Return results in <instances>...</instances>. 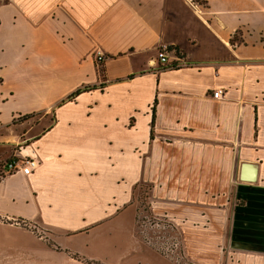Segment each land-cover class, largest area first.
<instances>
[{"label": "crops", "instance_id": "obj_1", "mask_svg": "<svg viewBox=\"0 0 264 264\" xmlns=\"http://www.w3.org/2000/svg\"><path fill=\"white\" fill-rule=\"evenodd\" d=\"M195 1L0 0V264H264V0Z\"/></svg>", "mask_w": 264, "mask_h": 264}, {"label": "rangeland", "instance_id": "obj_2", "mask_svg": "<svg viewBox=\"0 0 264 264\" xmlns=\"http://www.w3.org/2000/svg\"><path fill=\"white\" fill-rule=\"evenodd\" d=\"M103 68L99 67V73L103 74ZM144 206V205H143ZM145 207V206H144ZM140 227L146 228V239H149L152 244L158 248L163 254L173 257V259L178 260V264H187L185 259L182 258L179 252V246L176 247V243H179L177 240L171 242L170 235L167 232L166 228L161 224H158L157 221L146 219V222L143 224V220L139 218ZM149 232V233H148ZM151 234V235H150ZM177 239V238H176ZM171 247L174 248V251L171 252ZM177 251V252H176Z\"/></svg>", "mask_w": 264, "mask_h": 264}, {"label": "built area", "instance_id": "obj_3", "mask_svg": "<svg viewBox=\"0 0 264 264\" xmlns=\"http://www.w3.org/2000/svg\"><path fill=\"white\" fill-rule=\"evenodd\" d=\"M190 6L194 9L195 13L200 17L203 16V11L201 10L200 4L195 0H188ZM167 47H164L161 49V51L158 54V59L164 63H168L167 59ZM104 55L102 53H98L96 61L99 65H101L104 62ZM213 98L217 100H221L224 98V91L223 89H218L214 91ZM39 166L38 162L35 160H22L20 162L12 161L7 168V171L5 172V176L14 174L21 169L28 168L30 171H34ZM188 264V263H187Z\"/></svg>", "mask_w": 264, "mask_h": 264}, {"label": "trees", "instance_id": "obj_4", "mask_svg": "<svg viewBox=\"0 0 264 264\" xmlns=\"http://www.w3.org/2000/svg\"><path fill=\"white\" fill-rule=\"evenodd\" d=\"M87 90H90V88H84L77 92H75L71 97H69V100L75 99L77 96H79L82 92H86ZM35 115H28L24 117H20L17 121L23 122L27 121L31 118H33ZM10 161L2 162L0 161V182L5 177V172L7 171L8 165L10 164Z\"/></svg>", "mask_w": 264, "mask_h": 264}]
</instances>
